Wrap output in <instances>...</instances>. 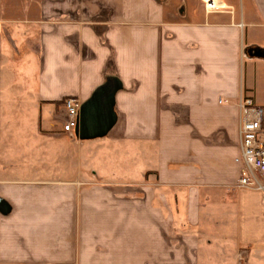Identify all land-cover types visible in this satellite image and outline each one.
<instances>
[{
    "label": "crops",
    "instance_id": "obj_1",
    "mask_svg": "<svg viewBox=\"0 0 264 264\" xmlns=\"http://www.w3.org/2000/svg\"><path fill=\"white\" fill-rule=\"evenodd\" d=\"M260 53L264 0H0V264H264V194L236 187ZM111 78L108 134L65 132Z\"/></svg>",
    "mask_w": 264,
    "mask_h": 264
},
{
    "label": "built area",
    "instance_id": "obj_2",
    "mask_svg": "<svg viewBox=\"0 0 264 264\" xmlns=\"http://www.w3.org/2000/svg\"><path fill=\"white\" fill-rule=\"evenodd\" d=\"M207 7L211 10L213 4ZM82 105L80 100L74 98L65 101V132L76 131ZM239 110L240 154L236 162L242 165V169L236 187L264 194V112L249 98L241 100Z\"/></svg>",
    "mask_w": 264,
    "mask_h": 264
},
{
    "label": "water",
    "instance_id": "obj_3",
    "mask_svg": "<svg viewBox=\"0 0 264 264\" xmlns=\"http://www.w3.org/2000/svg\"><path fill=\"white\" fill-rule=\"evenodd\" d=\"M258 56L264 55L260 53ZM120 87V81L111 78L82 105L79 126L76 129L81 139L104 137L112 129L117 119L114 111L115 95ZM0 210L8 211V206L2 199H0Z\"/></svg>",
    "mask_w": 264,
    "mask_h": 264
},
{
    "label": "rangeland",
    "instance_id": "obj_4",
    "mask_svg": "<svg viewBox=\"0 0 264 264\" xmlns=\"http://www.w3.org/2000/svg\"><path fill=\"white\" fill-rule=\"evenodd\" d=\"M34 58H32L33 60ZM28 68L23 69L26 71L25 76L28 79L27 81V85L29 86H34L36 83V78H37V73H38V66L36 64V60L34 61H30ZM22 73V72H21ZM21 73L19 72V75H21ZM3 123L4 124H19L22 123V117H17L16 119H14V117H3Z\"/></svg>",
    "mask_w": 264,
    "mask_h": 264
}]
</instances>
